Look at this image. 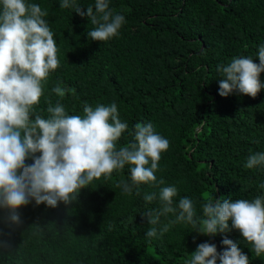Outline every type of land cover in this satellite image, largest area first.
I'll list each match as a JSON object with an SVG mask.
<instances>
[{
  "label": "trees",
  "instance_id": "16d2710c",
  "mask_svg": "<svg viewBox=\"0 0 264 264\" xmlns=\"http://www.w3.org/2000/svg\"><path fill=\"white\" fill-rule=\"evenodd\" d=\"M26 2L47 12L59 60L42 82L35 111L47 118L48 105L60 103L67 114L82 116L84 102L93 108L115 103L128 124L117 148L133 141L137 123L149 122L169 148L155 173L165 183L141 184L139 195L135 188L128 195L117 187L120 181L130 183L126 165L80 189L73 203L21 206L19 224L0 208V264H186L201 243L215 244L222 252L225 237L237 243L249 264H264V253L257 257L239 230L231 229V221L230 231L214 236L176 223L146 238L152 226L143 217L160 207L158 200L148 203L144 196L166 186L177 188L175 202L190 198L197 217L212 196L264 197V166L244 167L250 155L264 152V89L255 98L221 97L217 70L233 57H251L259 64L264 0H108L125 22L117 36L104 42L91 40L87 33L95 26L75 8H60L62 0ZM74 2L82 11L94 9L95 0ZM259 79L264 83V72ZM57 84L71 91L58 97L51 91ZM174 219L173 214L162 216L158 229Z\"/></svg>",
  "mask_w": 264,
  "mask_h": 264
},
{
  "label": "clouds",
  "instance_id": "9594fccd",
  "mask_svg": "<svg viewBox=\"0 0 264 264\" xmlns=\"http://www.w3.org/2000/svg\"><path fill=\"white\" fill-rule=\"evenodd\" d=\"M60 8H75L78 15L89 18L95 27L87 36L95 41L117 36L125 22L123 15L110 9L108 0H95V11L92 6L82 11L74 0H62ZM47 15L40 5L26 0H0V208L7 209L10 221L16 224L21 223L17 211L21 206L31 201L51 208L58 202L73 203L80 189L101 176L109 178L126 165L130 166V183L117 184L125 194L131 195L135 188L139 195L141 184L165 183L158 181L155 173L169 141L151 122L137 123L133 141L117 148L128 124L122 122L115 103L93 108L84 102L82 116L67 114L60 103L48 105L47 118L35 111L43 95L42 82L59 66L57 42ZM257 58L259 64L240 56L218 66L222 74L218 95L239 93L255 98L264 89L259 79L264 72V45L259 46ZM51 91L63 98L71 90L57 84ZM27 159L32 163L26 164ZM257 166H264V152L250 155L244 165L247 169ZM177 195L175 186H166L144 196L146 202L158 200L160 204L143 214L152 226L146 238L157 237L158 231L167 232L169 224L176 223L192 225L198 234L210 236L236 229L257 257L264 253V197L232 200L212 196L202 204V216L197 217L193 201L181 197L175 202ZM169 214L175 219L158 229L161 217ZM222 244L226 247L219 253L215 244L197 245L186 264H217V260L219 264H249L236 242L225 237Z\"/></svg>",
  "mask_w": 264,
  "mask_h": 264
},
{
  "label": "rangeland",
  "instance_id": "374dc122",
  "mask_svg": "<svg viewBox=\"0 0 264 264\" xmlns=\"http://www.w3.org/2000/svg\"><path fill=\"white\" fill-rule=\"evenodd\" d=\"M231 61H229V60H226L225 61V65H227L228 63H230Z\"/></svg>",
  "mask_w": 264,
  "mask_h": 264
}]
</instances>
